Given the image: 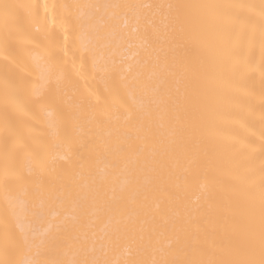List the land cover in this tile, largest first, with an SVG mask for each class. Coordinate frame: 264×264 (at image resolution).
Returning a JSON list of instances; mask_svg holds the SVG:
<instances>
[{
	"label": "bare ground",
	"instance_id": "bare-ground-1",
	"mask_svg": "<svg viewBox=\"0 0 264 264\" xmlns=\"http://www.w3.org/2000/svg\"><path fill=\"white\" fill-rule=\"evenodd\" d=\"M3 3L31 7L16 9L23 42L0 43V180L9 173L7 202L0 185V249L10 208L9 231L32 245L26 261L38 245L42 259L62 264L259 260L261 0ZM170 4L256 8L216 17L158 7ZM149 21L170 36L171 75L145 39ZM34 93L48 98L43 107ZM61 123L69 139L57 136ZM17 133L24 146L13 148ZM44 147L42 171L29 154ZM184 234L195 238L190 250L177 244Z\"/></svg>",
	"mask_w": 264,
	"mask_h": 264
},
{
	"label": "snow or ice",
	"instance_id": "snow-or-ice-1",
	"mask_svg": "<svg viewBox=\"0 0 264 264\" xmlns=\"http://www.w3.org/2000/svg\"><path fill=\"white\" fill-rule=\"evenodd\" d=\"M31 7L28 5H16L10 3H3L0 4V16L3 17L4 26L2 30H0V43L4 46H8L10 42L13 40H20L23 42V39L18 35V29L20 27L21 21L16 14V9L19 8H26ZM118 7V6H117ZM148 7H151L149 5ZM158 7H167L169 9L175 8L177 11L184 10V9H191V8H202L208 9L212 13L213 16L219 17L224 14V10L226 9H247L250 12L254 11L256 6L255 5H244V4H207V5H189V4H177V5H160ZM259 16L261 18V25H260V39L262 42V46H264V0H261V4L259 6ZM233 23H237L239 21V17L234 15L231 17ZM148 28L150 31H146L145 39H152L154 45V51L156 52V61L159 63L166 72V75H171V70L168 69L167 64V51L164 47L167 40L170 38L169 34H161L160 29L156 26L155 22L149 21ZM39 78V77H37ZM163 83V81H162ZM59 85L56 86L55 89H50V95L54 94L58 91ZM161 92L166 94V91L161 88ZM37 97V102L40 104L41 107L44 106L47 99L46 97L42 96L39 93H34ZM7 126V121H6ZM57 136H63L65 139L70 138V129L66 124H58L57 125ZM42 134V131H41ZM24 140L23 137L17 133L16 140L13 144V148L16 147H23ZM59 146V145H57ZM70 148V145H69ZM264 152V150H262ZM47 153V147L40 152L35 154H29L31 160L36 161L43 171L46 160L45 156ZM8 170L5 169L3 179L0 180V185L4 187L5 191V200L6 202L9 201V197L7 195V179H8ZM17 179H21L19 173H16ZM52 194V193H50ZM248 197L251 202L255 200V184L249 183L248 185ZM10 211V208L5 209V218H4V234H3V246L0 251L6 257L5 259H0V264H62L60 261L49 260V259H42L41 257L46 255V252L43 250V245L36 246V250L34 253V259L30 261H26L22 258V253L24 250L31 251L32 245L29 243L28 238L25 237L23 241H18L13 233H11L8 229L7 224V215ZM259 219H260V259H246V260H200V261H180V260H160V261H151L150 264H264V167L261 169V176H260V184H259ZM194 237L188 234H184L183 236H177V244L181 246V250L184 249H192L194 247ZM251 241L249 245L251 246ZM20 254V255H18ZM9 256H14L16 258H7ZM73 264H108L107 261H100L96 259L89 260L84 258L80 261L73 262ZM131 264H149V262L145 261H133Z\"/></svg>",
	"mask_w": 264,
	"mask_h": 264
}]
</instances>
